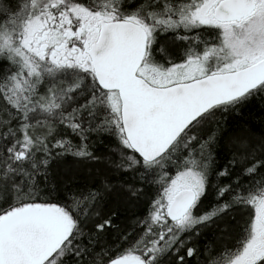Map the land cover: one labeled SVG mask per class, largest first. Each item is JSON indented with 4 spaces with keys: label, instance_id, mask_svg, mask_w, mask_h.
Masks as SVG:
<instances>
[{
    "label": "snow or ice",
    "instance_id": "1",
    "mask_svg": "<svg viewBox=\"0 0 264 264\" xmlns=\"http://www.w3.org/2000/svg\"><path fill=\"white\" fill-rule=\"evenodd\" d=\"M0 264H264V0H0Z\"/></svg>",
    "mask_w": 264,
    "mask_h": 264
}]
</instances>
